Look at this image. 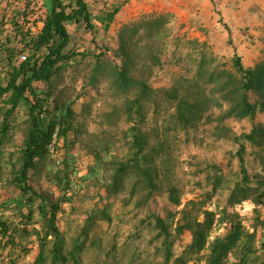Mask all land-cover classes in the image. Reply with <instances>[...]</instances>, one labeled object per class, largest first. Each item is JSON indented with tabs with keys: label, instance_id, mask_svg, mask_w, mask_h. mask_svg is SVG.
Segmentation results:
<instances>
[{
	"label": "trees",
	"instance_id": "trees-1",
	"mask_svg": "<svg viewBox=\"0 0 264 264\" xmlns=\"http://www.w3.org/2000/svg\"><path fill=\"white\" fill-rule=\"evenodd\" d=\"M43 4L45 17L33 22H41V29L33 34L16 18L14 22L22 46H3L0 50V181L5 179L18 191L14 202L22 217L20 225H12L0 216V249L16 243L17 236L25 240L35 235L39 251L30 264H83L82 255L89 249L98 255L106 252L107 258L96 264H121L117 256L112 255L117 249L115 242L108 249L101 237L91 235L98 219L112 220L107 207L94 206L87 210L83 224L70 243L59 227V215L65 212V204L74 202L77 189L89 186L88 180L97 182L94 184L98 185L96 195L100 199L103 198L100 189H103L108 199L123 196L127 205L150 207L151 198L160 188L157 162L168 142L159 138L158 143L152 145L150 133L143 123L147 121L149 110L161 113L165 108L169 129L182 128L187 133L203 123L213 126L215 137L223 138L230 134L226 121L231 118L250 119L253 126L249 132L233 136L239 145L234 156L240 165V179L233 185L227 184L228 179L219 163H206L201 172L207 176L212 189L201 199L189 200L178 211L180 217L175 226L173 217L176 213L171 220L149 209L145 220L152 228L157 252L163 257L164 264H190L192 260L201 264L203 259L205 264H254L258 258L257 231L247 230L240 214L230 212L228 207L247 200L264 206V123L254 122L259 112L264 113V57L254 66L246 67L233 45L232 64L228 67L217 56L208 55L202 47L205 44L196 41L194 45L200 44L202 48L194 78L171 89L154 88L149 78L155 67L162 65L160 53L167 36L165 15L122 26L119 47L114 50L115 58L110 59L107 54L111 48L103 45L102 49L95 36L92 42L100 49L99 53L91 55V51L72 46L69 24L82 23L92 33L97 29L96 17L86 0H43ZM28 8L26 6L17 13L26 22L30 16ZM119 11L120 6L104 10L97 21L108 30ZM225 27L232 45L231 29L227 24ZM19 54L25 55V59H20L22 55ZM90 57L92 69L86 84L96 87L102 81L107 82L120 103L103 113L100 122L103 135L88 133L89 140L80 137L84 127L74 109L82 95L72 98L65 90L56 93L55 80L60 79L69 64ZM20 107H25L27 113L23 140L8 151L13 126L11 118ZM122 119L131 123L127 129L121 130ZM153 126L159 134L158 124L153 122ZM61 140L64 155L51 165V147L58 150ZM80 141L95 160L84 176L80 175L72 152V147ZM120 141L128 148L122 156L113 154ZM248 145L254 148L253 154L260 167L254 176L248 167ZM108 155L112 157L109 159ZM5 168L8 171L2 176ZM39 170L56 186L58 195L31 183L32 172ZM223 189L227 191L228 207L221 209L218 218L217 211L204 207L207 199ZM168 190L170 200L180 205L181 189L171 184ZM257 213H260L258 209ZM225 222L229 224L227 233L209 242L215 224ZM259 223L264 224V221L259 220ZM186 232H190L191 242L176 256L174 246ZM207 246L210 252L201 254ZM24 248L29 252L26 246ZM231 253L236 254L237 260L229 263L227 258ZM10 264H17V261L12 259Z\"/></svg>",
	"mask_w": 264,
	"mask_h": 264
},
{
	"label": "rangeland",
	"instance_id": "rangeland-1",
	"mask_svg": "<svg viewBox=\"0 0 264 264\" xmlns=\"http://www.w3.org/2000/svg\"><path fill=\"white\" fill-rule=\"evenodd\" d=\"M111 2V0H107V3ZM97 3L98 1L93 3L95 9L98 7ZM117 5L120 6V11L108 30L104 26H98L92 33L82 23L69 24L72 46L81 51H91L93 53L91 55L99 53L100 49L95 48L92 42V37L95 36L102 49H104L103 45L111 48L107 55L112 59L115 58L114 50L119 47V33L122 26L134 21L165 15L167 36L163 40L165 45L160 53L162 65L155 67L149 78V82L154 88L171 89L174 86L185 84V82L188 83L189 79L192 80L196 73V64L200 58L199 51L202 47L208 55H215L220 62L227 63L228 67L231 66L234 41L231 45L226 24L231 26L229 27L235 35L234 40H237L246 67L254 66L264 57V0H214V2L212 0H122ZM26 6L29 7L30 13L28 22L17 14L23 11ZM45 15L46 9L43 0H0V50L3 46L5 48L22 46L19 42L21 36L18 34L19 32L17 33L14 22L16 18L21 21L25 30L30 28L35 34L41 29L42 24L41 22L35 24L34 20L38 21ZM238 15L244 19L242 31L238 27L232 26L235 16ZM238 37L242 39L240 44ZM196 41L205 45L201 47L199 44L196 47L194 45L197 43ZM25 55H28L27 52ZM20 59L22 58L20 57ZM91 69V57L86 60L79 58L62 71L60 79L55 80L56 93L60 94V90H65L67 95L72 98L82 95L76 101L74 109L78 121L84 127L80 134L83 139L89 138L88 133H96L101 137L103 134L100 122L103 121V113L112 110L117 103H120L115 90L107 82L102 81L96 87L86 84ZM43 86L40 85V87ZM164 109L161 113L149 110L147 121L145 120L143 123L145 130L150 133L152 145L157 144L159 138L168 142L161 154V160L158 159L157 162L160 170V188L151 198L150 207H137L134 203L127 205L122 200L123 196L108 199L105 197L106 192L103 189H100L103 196L100 199L96 195L99 190L98 185L94 184L97 182L88 180L89 186L77 189V192L74 193V202L65 204V212L59 215V227L69 243L83 224L87 210L94 206L107 207L112 220L98 219L91 235L101 237L104 246L108 249L111 243L115 242L117 249L112 255L115 254L121 264H164L163 257L157 252L156 243L152 240V228L145 220L149 209L168 218L176 213L173 217L175 226L180 217L178 211L189 200L201 199L212 189V186L207 182V176L205 177V174L201 172L206 163H219L226 174L229 185H233L240 179L239 161L234 156L239 145L233 136L249 132L252 129L253 121L250 119H228L226 125L230 129V134L223 138H217L212 134L213 126L203 123L199 128L190 129V133L182 128L169 129L166 121L168 110ZM25 118H27L25 107H20L12 116L11 124L13 126L10 130L8 151L21 144L25 132ZM153 122L158 124L159 134L157 128L153 126ZM254 122L264 123V113L259 112ZM130 125L131 123L122 119L120 128L121 130L127 129ZM63 144V140H61L59 149H55L52 153L49 160L51 165L55 160L63 157L65 152ZM127 149L121 141L117 142V149L113 154L122 156L127 153ZM72 152L80 175H87L90 167L95 163L94 157L83 147L81 141L75 143ZM253 153L254 148L248 145L247 161L252 176L260 171ZM106 157L110 159L112 156ZM7 171L8 169L5 168L2 176ZM165 173L169 174L165 175ZM46 176L42 170L37 173L32 172L31 183L45 192H55L58 195L56 186L49 183ZM74 181L78 187L76 179ZM171 184L181 189L180 205L174 204L169 198L168 189ZM79 186L81 185L79 184ZM17 194L16 188L9 185L5 179L0 181V216L12 225H20L22 218L14 202ZM226 197L227 191L223 189L222 192L207 199L204 208L217 211L219 218L221 209L228 207ZM257 209L260 213H257ZM228 210L240 214L247 230L252 232L256 229L258 258H255L254 264H264V224L259 223V220L264 221V206H257L254 201L247 200L235 206L229 205ZM37 227H40L39 224ZM228 227L229 224L226 222L216 223L209 242L217 237H223L227 233ZM191 238L190 232H186L181 239L177 240L174 246L176 256L184 251L186 245L191 242ZM23 239L17 236L16 243L7 244L4 249H0V264H10L12 259H15L17 264L33 262L39 251L38 240L35 235ZM25 246L29 252H26ZM209 250L207 246L201 254L207 255ZM104 258H107L106 252L98 255L96 251L89 249L83 253L82 262L83 264H96L97 261ZM236 260L235 253H231L227 258L229 263ZM205 262L206 260L203 259L200 263L205 264ZM190 264H197V262L192 260Z\"/></svg>",
	"mask_w": 264,
	"mask_h": 264
},
{
	"label": "crops",
	"instance_id": "crops-1",
	"mask_svg": "<svg viewBox=\"0 0 264 264\" xmlns=\"http://www.w3.org/2000/svg\"><path fill=\"white\" fill-rule=\"evenodd\" d=\"M87 1V3H88V5H89V8H90V11L93 13V15L96 17V19H95V21H96V25H97V28H98V26L99 27H101L102 25H101V23H99L98 21H97V18L101 15V13L102 12H104V10H113V9H115L118 5H117V3L118 2H121L122 0H111L112 2L111 3H107V0H86ZM96 1H98V7H97V9H95L94 7H95V5L93 4V3H96ZM96 4V5H97ZM113 8V9H112ZM100 14V15H99ZM94 21V22H95ZM234 23L232 24V26H235V27H238L240 30H241V28H242V24H243V22H244V19H243V17L241 16V15H238V16H235V19H234V21H233ZM230 26V25H229ZM231 27V26H230ZM237 31H239V30H237ZM242 31V30H241ZM233 32V31H232ZM234 36L235 35H233V33H232V39H233V41H234V46H235V48L237 49V52L241 55V53H240V48H239V46H238V43H237V40L235 39L234 40ZM239 36V35H238ZM238 40H239V44L242 42V39L240 38V37H238ZM251 63H253V62H251ZM252 66V65H251Z\"/></svg>",
	"mask_w": 264,
	"mask_h": 264
},
{
	"label": "built area",
	"instance_id": "built-area-1",
	"mask_svg": "<svg viewBox=\"0 0 264 264\" xmlns=\"http://www.w3.org/2000/svg\"><path fill=\"white\" fill-rule=\"evenodd\" d=\"M21 58L25 59V55H22ZM51 150H52V152H54L55 151L54 147H51Z\"/></svg>",
	"mask_w": 264,
	"mask_h": 264
}]
</instances>
